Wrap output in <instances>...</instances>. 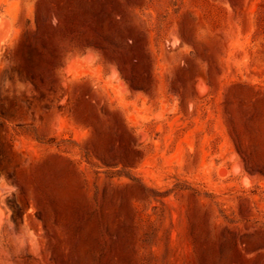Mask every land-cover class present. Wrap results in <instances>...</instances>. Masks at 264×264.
Wrapping results in <instances>:
<instances>
[{
    "label": "rangeland",
    "instance_id": "rangeland-1",
    "mask_svg": "<svg viewBox=\"0 0 264 264\" xmlns=\"http://www.w3.org/2000/svg\"><path fill=\"white\" fill-rule=\"evenodd\" d=\"M0 264H264V0H0Z\"/></svg>",
    "mask_w": 264,
    "mask_h": 264
}]
</instances>
